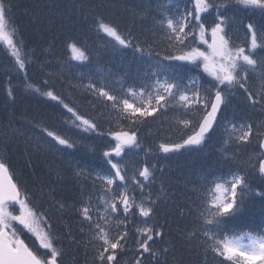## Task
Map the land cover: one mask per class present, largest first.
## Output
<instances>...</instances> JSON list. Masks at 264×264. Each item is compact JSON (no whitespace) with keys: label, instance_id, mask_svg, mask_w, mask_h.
Instances as JSON below:
<instances>
[{"label":"snow or ice","instance_id":"6c2138e0","mask_svg":"<svg viewBox=\"0 0 264 264\" xmlns=\"http://www.w3.org/2000/svg\"><path fill=\"white\" fill-rule=\"evenodd\" d=\"M170 3L168 0L159 4V18L153 17V34L159 36L153 42L137 40L133 43L130 32L122 34L115 24L96 19L98 32L122 48H132L140 58L147 56L152 61L150 70L143 73L147 82L139 87L126 86L120 79L121 91H117L105 83L97 85L91 78L86 84L74 85L95 96L114 116L115 127L105 132L97 119L86 118L74 103L66 102L49 86L47 79L43 80V87L30 81L28 67L33 59L23 41L17 38L18 28L13 24L9 31L12 0H0V43L13 58L16 71L23 74L26 89L60 105L70 114L65 123L72 128L95 133L97 137H110L102 152L108 166L103 173L88 171L67 161L75 177L90 182L93 189L76 209L81 224L87 225V235L81 238L74 236L71 230L59 233L53 223L51 210L62 214L69 207L51 196L54 189L48 190L53 203L49 208H39L27 187L22 186L9 166L0 160V264H64L66 251L81 247L87 258L85 264H119V253L128 248L130 223L136 234L133 264H143L145 253L154 264H167L169 248H153L156 239L164 237L163 226L152 222L157 202L165 198L163 189L155 199L149 194L139 203L134 195L136 190L143 193L154 182L156 165L145 163L129 174L125 157L130 150L141 148L137 125L149 117L156 118L157 114L167 117L168 110L175 108L183 112L182 118L176 121L181 140L160 143V152L167 155L181 150H202L212 133L222 127L224 137L218 149L221 160L236 165L225 175L209 172L200 177L201 184L191 187L190 191L197 194L198 203L191 209L197 223L183 234V240L199 247L205 256L211 252L230 264H264V228L257 235L251 232L231 238L222 235L226 219L240 213L250 196L264 201V188L254 189L251 183L256 175L264 181V120L228 119L223 124L219 120L222 110L231 102L230 97L238 92L250 109L264 112V24L246 23L245 41L236 44L228 32L230 17L227 14L236 5L264 17V0H189L190 8L179 10L177 5V10L172 12ZM208 14H214L211 25L205 23ZM159 45L163 46V51L159 50ZM67 48L70 60L88 61L87 48L74 38H68ZM187 65L202 70L210 78L207 86L196 78L185 81L183 73ZM8 96L13 97L11 88ZM124 121L127 123H122ZM33 127L39 129L35 137L37 148L61 157L65 150L74 149L78 143L47 125L34 124ZM19 135L24 133L12 125L0 129V140ZM232 145L237 147L229 151ZM240 145L256 147L251 152L246 150L242 156ZM40 192L43 196L45 189L42 187ZM137 212L146 218L141 224L130 219ZM80 232H85V228L81 227ZM245 237L248 243L243 242ZM62 241H67V250ZM72 264H76L75 256Z\"/></svg>","mask_w":264,"mask_h":264},{"label":"trees","instance_id":"16d2710c","mask_svg":"<svg viewBox=\"0 0 264 264\" xmlns=\"http://www.w3.org/2000/svg\"><path fill=\"white\" fill-rule=\"evenodd\" d=\"M38 1L12 0V23L9 25L10 30L13 24L18 28L17 38L23 41L25 50L33 59V63L28 67L30 81L43 87L42 82L47 79L49 86L60 93L66 102L74 103L86 118L97 119L101 128L107 132L115 127L114 116L97 102L95 96L89 94L83 87L74 85L86 84L91 78L97 85L105 83L117 91H121L120 79L126 86L139 87L142 82H147L148 78L143 73L150 70L152 61L147 56L140 58L132 48H122L110 37L98 32L96 19L99 17L115 24L122 34L127 35L130 32L133 43L137 40L153 42L159 39L158 35L153 34V17L159 18L158 6L168 3V0ZM177 5L179 10L191 7L189 0H171L170 12L176 11ZM35 6H39V13L44 16L41 18L39 15V22L32 23L31 10ZM227 14L230 17L228 32L236 44L245 41L246 23L264 24V17L259 13L248 12L236 5H233ZM139 18L145 19L147 27L139 24ZM213 21L214 14L206 15V25H211ZM69 37L87 48L88 61L79 63L70 60L71 54L67 48ZM158 47L163 51L162 45ZM183 75L186 82L189 78H196L205 86L210 82V78L202 70L191 65L185 67ZM9 88L13 92V97L8 96ZM230 101L229 108L227 106L223 109L219 117L221 124L229 118L237 122L241 119L252 122L264 120V112L250 109L239 92L230 97ZM69 115L56 102L26 89L23 74L16 71L13 58L4 45L0 44V129L12 125L24 133L10 140H0V160L9 166L15 179L27 187L39 208H49L53 203L48 190L54 189L51 196L65 202L69 207L62 214L52 209L53 223L59 233L71 230L74 236L81 238L87 235V225L81 224L76 209L93 189L90 182L75 177L67 161L71 160L75 166L88 171L96 170L103 173L108 166L102 152L107 148L110 137H97L95 133H83L72 128L65 123V118ZM182 116L181 109H169L167 117L157 114L156 118L149 117L137 125L141 148L130 150L129 155L125 157L129 174L145 163L156 165V169L154 182L147 186L143 193L136 190L134 195L139 203L142 197L149 194L155 199L161 195L163 189L165 198L157 202L152 222L163 226L164 237L157 238L153 248H169L167 264H230L211 252L205 256L199 247L189 245L183 240V234L197 223L191 209L198 200L197 194L190 191L191 187L201 184L200 177L209 172L214 175H225L230 169L234 170L236 165L221 160L218 149L222 147L224 137L222 127H218L212 133V138L202 150H181L167 155L160 152L158 148L160 143L181 140L176 121ZM34 124L54 128L77 140L78 143L74 149L65 150L63 157L44 148H37L35 137L39 135V129L33 127ZM28 137L32 139L29 140ZM235 147L237 146H230L229 151ZM238 147L243 156L246 150L251 152L256 146ZM57 172L60 173L59 177ZM251 183L254 189L264 188V181L258 175ZM42 187L45 189L43 196L40 192ZM130 219L135 224H141L146 218L140 217L137 212L136 216ZM81 227L85 228V232H80ZM128 228V248L119 253V264H133L135 258L136 234L133 224L130 223ZM262 228L264 201L259 197L250 196L240 213L226 219L222 235L229 238L244 232L257 235ZM62 243L67 250V241ZM73 256L76 257V264H85L87 258L82 247L66 251L64 264H72ZM144 256L146 259L143 264H154L147 253Z\"/></svg>","mask_w":264,"mask_h":264},{"label":"bare ground","instance_id":"6f19581e","mask_svg":"<svg viewBox=\"0 0 264 264\" xmlns=\"http://www.w3.org/2000/svg\"><path fill=\"white\" fill-rule=\"evenodd\" d=\"M38 1V0H37ZM39 2V1H38ZM39 6H35V7H33V9L31 10V16H30V20H31V22L32 23H37V22H39V15H40V17L42 18L44 15L42 14H40L39 13ZM20 19H21V17H20ZM21 21H22V19H21ZM139 24L140 25H142V26H144V27H147V22L145 21V19H142V18H139ZM79 31V30H78ZM37 37H39V33H38V36ZM37 40H39V39H37ZM228 108H229V106H228ZM223 111V110H222ZM223 115V114H222ZM221 116V115H220ZM221 119V118H220ZM230 119V118H229ZM221 121V120H220Z\"/></svg>","mask_w":264,"mask_h":264},{"label":"rangeland","instance_id":"374dc122","mask_svg":"<svg viewBox=\"0 0 264 264\" xmlns=\"http://www.w3.org/2000/svg\"><path fill=\"white\" fill-rule=\"evenodd\" d=\"M9 31H10V29H9ZM1 45H3L2 43H0ZM31 242V241H30ZM244 243H248V240H247V237H245V239H244V241H243Z\"/></svg>","mask_w":264,"mask_h":264}]
</instances>
